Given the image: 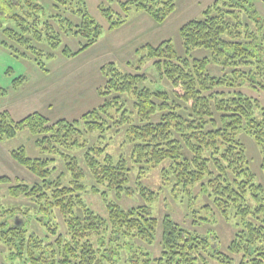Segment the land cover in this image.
<instances>
[{
    "label": "trees",
    "instance_id": "1",
    "mask_svg": "<svg viewBox=\"0 0 264 264\" xmlns=\"http://www.w3.org/2000/svg\"><path fill=\"white\" fill-rule=\"evenodd\" d=\"M176 1L128 0L121 6L125 13L144 11L163 23L175 11ZM101 11L110 19V29L125 23L112 8L102 6ZM0 32L1 43L18 56H43L47 49L62 45V54L72 57L93 46L102 28L90 14L87 0H0ZM180 35L183 55L167 39L144 45V54L131 72L120 70L114 62L103 65L102 103L79 119L51 121L33 112L14 120L0 114V142L28 130L37 137L42 154L30 157L23 146L11 152L38 177L34 184L0 176V190L8 185L9 196L27 201L11 208L0 204V241L13 257L27 264H210L209 258L234 264L235 257L237 264H264V184L239 137L244 133L252 138L264 173V105L241 90L264 91V17L254 0H214L202 18L180 27ZM65 37L75 39L77 47L72 49ZM197 49L209 55L194 57L192 51ZM149 63L159 79L169 82L171 91L149 84L143 73ZM212 66L225 72L215 75ZM25 81L20 77L14 86ZM5 93L0 85V96ZM113 111L119 114L113 117ZM111 123L127 126L139 178L169 160L162 173L165 179L168 175L173 179L174 188L200 185L225 219L235 220L227 252L221 250L214 232L200 235L169 216L160 221L149 206L125 209L107 199L109 191L132 192L128 184L133 167L104 147H87L84 136L103 132ZM84 146L88 172L69 154ZM57 157L63 158L71 177L56 172ZM146 189L141 187V193ZM89 190L104 199L108 216L97 214L84 202L83 194ZM18 212L26 216L16 218ZM56 213L65 232L53 221ZM31 219L46 227L45 238L30 228ZM160 224L159 253L153 251V256L141 243L153 244Z\"/></svg>",
    "mask_w": 264,
    "mask_h": 264
},
{
    "label": "rangeland",
    "instance_id": "2",
    "mask_svg": "<svg viewBox=\"0 0 264 264\" xmlns=\"http://www.w3.org/2000/svg\"><path fill=\"white\" fill-rule=\"evenodd\" d=\"M128 0H87L90 14L101 25L102 34L99 40L84 52L66 57L61 52L62 45L51 47L43 54L25 58L18 56L14 49L1 43L0 32V85L6 93L0 96V114L6 113L14 120H20L33 112H39L51 121L79 119L84 113L98 107L102 103L99 94L100 88L105 82L102 66L114 62L117 67L125 72H131L132 65H136L144 54L142 47L148 43L158 45L164 40L172 39L177 51L185 54L180 27L191 19L203 17V10L214 0H177L176 9L163 23L156 22L144 11L131 9L125 13L121 3ZM258 11L264 17V1L254 0ZM110 7L114 16H123L125 23L116 29H110V19L103 14L101 7ZM67 38V37H65ZM72 49L77 47L75 39H66ZM48 52L53 55H48ZM194 57L202 58L209 55L205 49L192 51ZM39 57V61H36ZM42 63L44 64H41ZM211 73L222 75L225 71L220 67H210ZM143 73L148 77L149 84L153 88L171 91L172 87L166 79H159L155 67L149 63L143 68ZM22 77L26 81L20 87L14 86V80ZM241 90L257 98L264 105V91L241 88ZM113 117L118 113L113 111ZM240 139L247 146V153L251 160V166L257 178L264 184V173L260 168L261 156L252 140L244 133L239 134ZM36 136L28 130H22L12 138L0 142V176L18 178L28 184H34L38 177L28 168L19 164L12 157V150L25 147L30 157L42 156L36 145ZM87 147L98 145L105 148V152L113 155L115 159L125 157L133 167L130 174V194L125 191L118 194L109 191L107 199L127 209L134 206H149L154 217L160 221L165 216L187 228L191 232L207 235L214 232L218 236L221 250L227 252V244L234 234V219L226 220L220 210L214 204L207 192L201 190L200 185L193 188H174L173 179H165L162 173L163 167L170 164L166 160L160 166L146 170L138 175V166L133 162L132 143L129 139L126 125L117 126L113 123L103 132L85 134ZM86 146L75 147L69 150V154L76 157L79 165L88 172L85 164ZM65 161L57 157V173L65 172L64 177H71V172L65 169ZM91 175L89 174V177ZM88 177V176H87ZM65 178V179H66ZM90 180H87L89 182ZM86 182V183H87ZM89 185V184H88ZM7 186L0 190V204L7 208L26 203L25 199H14L8 195ZM145 186L146 193H141V187ZM155 193L151 198L149 193ZM84 202L97 214L108 216L104 199L99 194L87 191L83 194ZM16 218H22L21 212ZM54 222L59 226L60 232H65V226L60 214H55ZM26 220V219H25ZM29 226L42 238L46 237V227L40 222L29 220ZM55 224V223H53ZM162 225L160 224L158 237L153 244L141 243V246L152 253H159ZM156 251V254L154 252ZM210 264H222L209 258ZM238 263V257H235ZM0 264H27L24 260L13 257L10 249L0 241Z\"/></svg>",
    "mask_w": 264,
    "mask_h": 264
}]
</instances>
